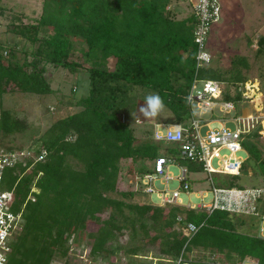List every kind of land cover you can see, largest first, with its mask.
<instances>
[{
  "label": "trees",
  "instance_id": "16d2710c",
  "mask_svg": "<svg viewBox=\"0 0 264 264\" xmlns=\"http://www.w3.org/2000/svg\"><path fill=\"white\" fill-rule=\"evenodd\" d=\"M172 2L43 0L42 13L33 22L8 25L12 41L0 39V105L7 92L52 93L44 75L52 65L77 76L72 88L76 100L70 104L78 109L34 138L37 131L24 116L0 108V147L26 153L4 174L7 189L17 183L12 210L24 219L7 264H50L57 253L67 254L66 244L72 249L88 244L90 256L108 261L124 252L129 264H264V195L254 214L132 200L135 180H125L124 166L160 155L154 128L146 126L148 136L139 140L130 121L137 90L158 94L173 112L174 119L158 124L184 119L189 124L188 95L195 77L228 81L216 67L197 69L198 19L191 9L186 17H174L180 10ZM5 9L0 0V11ZM233 77L237 84L245 81L240 72ZM238 87L234 95L223 89L224 100H240ZM260 131L259 123L243 134L249 157L242 172L252 166L264 180V153L253 140ZM166 148L175 161L183 160L180 144ZM187 161L190 173L203 170V164ZM190 223L198 228L195 232ZM195 251L199 254L193 256Z\"/></svg>",
  "mask_w": 264,
  "mask_h": 264
},
{
  "label": "rangeland",
  "instance_id": "374dc122",
  "mask_svg": "<svg viewBox=\"0 0 264 264\" xmlns=\"http://www.w3.org/2000/svg\"><path fill=\"white\" fill-rule=\"evenodd\" d=\"M219 2L222 6L221 19L211 25L207 43V47L213 55V61L208 66L218 68L228 78V81L222 82L223 89H225L224 92L227 88V91L234 95L236 94L238 85V90L242 92V98L234 101L236 103L235 110L225 114H222L219 109H215L213 112L206 111L204 113L202 110L200 112L196 107V103L193 104V107L197 114L199 112L202 114V119H215L211 124V128L213 129H219L222 125L235 129L236 123L230 120L232 117H240L243 122L246 124L250 122L251 125L253 124L252 126H257L260 123V135L255 139L253 138V140L258 143L264 153V42L261 41V38L264 39V0H219ZM1 3L6 6V9L0 11V39L8 41H12L13 39L12 33L8 31V25L11 22L22 21L24 23H31L41 15L43 9V0H1ZM172 3V5L178 6L180 10L174 13V17L183 18L191 13V7H189L190 5L186 1L173 0ZM18 38L21 37L18 36ZM23 44L21 43V45ZM242 58L247 60L248 67L243 64ZM236 72L242 74L244 82L237 84L236 80L234 81L233 76ZM44 75L49 80L51 89L53 90L52 93L41 95L30 93L12 94V92H7L0 105V108L17 110L20 116H24L29 121L31 127L37 131L34 134V138L40 136L57 118L78 109V106L75 104H70L71 99L76 100V98L74 99L72 88L74 89L76 86L75 81L77 76L68 70L52 65H47ZM199 87L201 88L202 84H199ZM79 92L82 91L80 90ZM151 94L156 93L149 89H138L135 111L129 115L132 126L134 125L138 128L137 135L139 140L148 136L147 133H144V130L146 128L148 130V127H153L154 132L157 129L164 133L167 125L157 124L174 119L173 112L167 107H164V111L155 118L145 119L143 117L139 109L141 106H144L145 97ZM187 121V119H184L182 122L186 123ZM208 129L207 125H203L200 129L201 134L204 136ZM19 142L21 143V139L17 140V143ZM31 143L29 142L28 144ZM156 143L159 145L160 155L173 156V153L167 150L163 141L156 140ZM231 153V150L227 148L221 149L220 157H213L212 166L220 168L221 157L225 155L229 156ZM236 154L244 158L249 157V152L246 149L238 151ZM153 162L154 159H142L139 161V164L137 163L138 166L137 164L134 166L132 163L124 166L126 172L125 180L128 182L131 179L135 180L137 193L132 197L133 201L162 204L157 192L145 193L143 191L145 184L141 176L146 172L152 171ZM181 162L180 164L188 163L187 160H182ZM179 165L177 162L169 163V172L174 178L172 182L167 181L165 176L160 175L155 180L154 186L157 191L180 189L179 203L184 204L182 206L185 208H187L186 205L198 206L203 202L212 201L213 185L226 187L229 185V182H234L236 187L243 188L254 187L257 184L258 186L264 185L260 171L255 170L252 166H248L247 170L237 177L223 173H213L210 175L202 170L188 174L193 191L187 192L181 188L182 183L178 178L181 174ZM76 169H79V167L76 166ZM136 176L140 178L137 179ZM3 186L7 188L5 182ZM113 194L115 195L116 193ZM202 194L205 196H202ZM257 203L254 202L251 205L257 207ZM252 211L253 209L249 207V214ZM261 225L264 227V220ZM96 228L97 225L92 224L90 226L91 230H95ZM126 240L127 238H123L122 243H126ZM70 246L66 244L64 248L66 252L68 251L67 254L63 255L62 252H59L60 254L57 253L50 264H65L69 256L71 258L69 264H129L124 252L115 254L114 259L112 257V260L108 261L103 260L101 257L94 259L90 256L88 254V244L87 246L85 245V248L78 249H72V246ZM146 248L151 252L150 257L154 255L149 247ZM198 254V251L192 253L193 256ZM241 264H257V262L247 260V262Z\"/></svg>",
  "mask_w": 264,
  "mask_h": 264
},
{
  "label": "built area",
  "instance_id": "2783aa9c",
  "mask_svg": "<svg viewBox=\"0 0 264 264\" xmlns=\"http://www.w3.org/2000/svg\"><path fill=\"white\" fill-rule=\"evenodd\" d=\"M190 5L191 10L195 13L198 23L194 31V41L197 44V69L200 67H207L212 63L213 55L207 47L211 25L221 19L222 7L219 0H185ZM204 54H207L205 56ZM202 84V87H199ZM189 102L192 104V118L189 124L172 123L167 125L164 133L155 130V140L165 141L167 143H177L181 146L180 157L183 160H192L196 163L203 164V170L210 175L213 173L223 174H241L243 163L248 157L238 156L236 153L244 149L243 139L244 133H249L255 126L250 122L247 124L243 122L240 117H232L233 122L236 123V128L231 129L222 125L219 129L211 128L213 120L201 118V110L213 112L219 109L222 114L229 113L236 109L234 101H225L223 98V84L218 80L203 79L195 77L191 86L189 95ZM196 103L199 113L193 107ZM227 118V117H223ZM208 126L206 134H201V127ZM178 137V138H174ZM227 148L231 150L229 156L221 157V167L214 168L212 166L213 157H220V150ZM25 152L17 153L9 151L8 149L0 147V256L6 258V264L9 260V254L12 251L11 241L13 237L23 228V218L21 213H16L12 207L16 201L17 183L11 189L3 186L4 174L7 167L14 165L20 156H25ZM176 157L172 156H158L155 159V170L151 173H145L141 178L144 181L145 193L157 192L162 202L161 205H184L180 204V189L173 191H157L154 182L158 176H165L167 181H173V176L168 172L169 163L175 162ZM181 174L178 176L182 185L181 188L189 192L192 189V183L188 179L189 168L186 164H181ZM136 178H140L136 176ZM212 180V177L210 176ZM213 200L210 202H203L198 206L186 205L187 208L197 210H205L209 213L216 209H225L231 212L250 213L249 207L253 209L251 213L255 212V205L257 199L264 195V188H237V187H217L212 186ZM202 196H205L202 194ZM264 220V216L262 221ZM262 224V223H261ZM198 228L190 223V231L195 232ZM260 235L264 237V227L261 225ZM257 264H260L257 262Z\"/></svg>",
  "mask_w": 264,
  "mask_h": 264
},
{
  "label": "clouds",
  "instance_id": "9594fccd",
  "mask_svg": "<svg viewBox=\"0 0 264 264\" xmlns=\"http://www.w3.org/2000/svg\"><path fill=\"white\" fill-rule=\"evenodd\" d=\"M205 56H207V54H204ZM144 101H145V104H144V106H141L140 107V109H139V111H140V113H142V115H143V117L145 118V119H149V118H155V117H157V116H159L163 111H164V107H165V105H164V102H163V99L158 95V94H151V95H148V96H146L145 97V99H144ZM175 123H179V122H175ZM181 123V122H180ZM170 124H172V123H170ZM160 125V124H159ZM161 125H168V124H161ZM155 133V132H154ZM174 138H178V137H174ZM155 139V138H154ZM163 142H165V141H163ZM165 143H167V142H165ZM168 144V143H167ZM159 156H161V155H159ZM164 156H166V155H164ZM158 157V156H157ZM156 157V158H157ZM155 158V159H156ZM175 162H177V161H175ZM181 165V164H180ZM179 165V166H180ZM155 170V160H154V168L152 169V171H151V173L153 172ZM150 172V171H149ZM149 172H146V173H149ZM168 172H169V168H168ZM170 173V172H169ZM194 173V172H193ZM251 188H253V187H251ZM191 191H193V187H192V189L189 191V192H191ZM262 197V196H261ZM261 197H259V198H261ZM258 198V199H259ZM256 202H258V200L256 201ZM255 202V203H256ZM159 205H161V204H159ZM163 206V205H162ZM165 206V205H164ZM255 209H256V206H255ZM255 213V212H254ZM253 213V214H254ZM252 214V213H251ZM22 218H23V216H22ZM23 221H24V219H23ZM262 223V222H261ZM24 224V223H23ZM23 227H24V225H23ZM22 230V229H21ZM21 230H19V232L21 231ZM18 232V233H19ZM0 264H6V258L5 257H3V256H0Z\"/></svg>",
  "mask_w": 264,
  "mask_h": 264
},
{
  "label": "crops",
  "instance_id": "0c3cea01",
  "mask_svg": "<svg viewBox=\"0 0 264 264\" xmlns=\"http://www.w3.org/2000/svg\"><path fill=\"white\" fill-rule=\"evenodd\" d=\"M157 125H159V124H157ZM170 145V143H165V146H169ZM182 160H180V161H177V164L179 165L180 164V162H181ZM182 163V162H181ZM154 168V162H153V165H152V168L151 169H153Z\"/></svg>",
  "mask_w": 264,
  "mask_h": 264
}]
</instances>
